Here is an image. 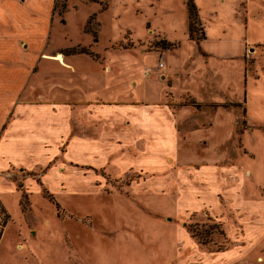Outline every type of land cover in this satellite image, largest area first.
Instances as JSON below:
<instances>
[{"label":"rangeland","instance_id":"1","mask_svg":"<svg viewBox=\"0 0 264 264\" xmlns=\"http://www.w3.org/2000/svg\"><path fill=\"white\" fill-rule=\"evenodd\" d=\"M220 1L193 0L210 40L229 29L228 41L251 38L237 13L242 0H226L218 17ZM187 12L188 0H0V201L9 213L0 264H98L105 255L108 264H264V126L246 129L244 108L236 111L233 144L249 152L241 146L246 175L234 174L222 197L201 198L182 193L179 173L170 179L143 161L152 148L126 156L120 142L108 145L98 123L108 108L86 103L87 93L107 91L99 63H129L141 76L160 60L184 61L183 51L159 56L173 42L197 52ZM250 22L264 39L263 15ZM245 55L251 73L264 72V45ZM246 90V120H264V75L248 76ZM91 220L108 223L107 241Z\"/></svg>","mask_w":264,"mask_h":264},{"label":"crops","instance_id":"2","mask_svg":"<svg viewBox=\"0 0 264 264\" xmlns=\"http://www.w3.org/2000/svg\"><path fill=\"white\" fill-rule=\"evenodd\" d=\"M221 4L224 6L226 0H221L216 8L214 15L218 17H222L224 13H219L222 11ZM196 7L202 24L201 8L197 5ZM237 13L241 16L247 35L251 37L246 38L245 42L236 39L228 41L229 29L214 43L202 24L204 38H192L187 30L188 44L191 47L196 46L197 52L190 48L188 51L191 53L186 54L185 50H182V43L173 42L177 44L174 50L158 53L168 60L183 51L180 54L184 58L183 62L173 64L160 60L162 62L159 61L157 65L164 63L163 69H158L156 65V69H145L143 75L136 76L133 70L128 71L129 63L122 62L119 66L117 62L107 64L104 61L98 65L102 67V74H108V86L105 89L108 91V97L107 91H103L105 94L99 99L94 98L96 92L87 93L92 96L88 97L89 101H85L86 103L103 106L105 110L108 108V119H98L108 137V145L112 140L120 142V154L123 152L126 156L130 154V149L137 146L152 148L149 159L143 161L151 164L154 170L169 173L170 179L177 180L179 173V187L186 195L201 198L212 195L217 199L227 194V190H233L228 188V183L229 180L237 178L234 174L240 175V171H243L246 175L240 155L243 146L240 142L237 149L233 144L235 134L241 129V118L237 110L241 114L244 108L242 113L246 129L264 126V120L257 121L250 117L246 120V109L249 105L246 90L248 76L256 81L264 72L258 71V76L251 73L245 55L251 47L264 45V39L253 37L257 26L250 22L254 13L264 17V0H242ZM261 25L264 28V24ZM259 29L262 30L261 26ZM235 46L236 50L233 52ZM212 47L217 51L225 49L223 51L226 53H215ZM59 63L66 67L72 66L65 58ZM146 71L150 72L149 75H146ZM163 71L165 72L158 77ZM261 108L264 111V100ZM114 131L116 133L112 134ZM243 148L244 153H249ZM161 165L164 166L163 169L159 168ZM177 186L178 184H175V187ZM241 190L240 185L238 194ZM107 224L105 222L100 226L99 223L97 226L93 220L90 221L94 232H98L99 227V233L106 241ZM5 233L6 230L3 238ZM73 254L77 260L82 261L80 256L77 257V253ZM107 260L108 255L102 256L98 264H108Z\"/></svg>","mask_w":264,"mask_h":264},{"label":"built area","instance_id":"3","mask_svg":"<svg viewBox=\"0 0 264 264\" xmlns=\"http://www.w3.org/2000/svg\"><path fill=\"white\" fill-rule=\"evenodd\" d=\"M158 69H163L164 68V63H159L157 65ZM147 75H149V71H147L146 73ZM8 222H9V213L6 211V209L4 208V206L2 205V202L0 201V243L2 241L4 232L8 226Z\"/></svg>","mask_w":264,"mask_h":264},{"label":"trees","instance_id":"4","mask_svg":"<svg viewBox=\"0 0 264 264\" xmlns=\"http://www.w3.org/2000/svg\"><path fill=\"white\" fill-rule=\"evenodd\" d=\"M188 11H189V18H190V36L193 38V27L195 24L200 25L199 15L196 5L194 4L193 0H188ZM205 36L202 35V38ZM201 39V38H198ZM196 104V103H194ZM205 244V243H203Z\"/></svg>","mask_w":264,"mask_h":264}]
</instances>
